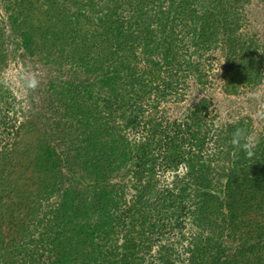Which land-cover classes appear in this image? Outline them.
Segmentation results:
<instances>
[{
	"label": "trees",
	"instance_id": "obj_1",
	"mask_svg": "<svg viewBox=\"0 0 264 264\" xmlns=\"http://www.w3.org/2000/svg\"><path fill=\"white\" fill-rule=\"evenodd\" d=\"M3 1L44 76L0 143V264H264V121L252 162L230 143L251 118L217 124L205 96L166 116L217 49L226 93L261 82L251 0Z\"/></svg>",
	"mask_w": 264,
	"mask_h": 264
},
{
	"label": "rangeland",
	"instance_id": "obj_2",
	"mask_svg": "<svg viewBox=\"0 0 264 264\" xmlns=\"http://www.w3.org/2000/svg\"><path fill=\"white\" fill-rule=\"evenodd\" d=\"M4 1L0 0V40L3 45L1 48L6 54V63L0 70V143L11 142L14 135L7 134L8 127L14 122H18L21 116L30 113L39 108L38 89L34 91H26L20 84L19 73L24 69L33 72L40 81H42L44 73L41 67L37 64H32L29 61L22 63L15 52H13L14 42L16 41L10 33L6 15L3 11ZM243 26L241 30L249 34L256 35L264 40V4L256 0H251L244 6L243 11ZM254 35V36H255ZM2 36V38H1ZM1 43V41H0ZM3 46V47H2ZM223 54L217 49L211 57L204 55L200 59L203 64V70L207 73V82L205 87L200 86L196 82L195 77L189 75L186 79L188 86L182 89L179 102L169 103L173 108L166 114L168 117L183 116L189 104L194 103L201 96H205L211 101V114L216 118L217 124H222L240 117H249L252 120L254 135L257 136L261 131L262 122L254 118V113L260 103H264V75L261 82L255 87H240L236 94L226 93L222 84L221 65ZM212 63V66H209ZM220 69V70H219ZM219 70V71H218ZM218 71V72H217ZM41 86V85H40ZM29 139V135H25ZM164 182H171L173 174L170 171H165L160 174ZM132 194V191L130 190ZM251 218V215L244 217ZM245 222V221H244ZM241 233H246L245 226L241 227Z\"/></svg>",
	"mask_w": 264,
	"mask_h": 264
},
{
	"label": "clouds",
	"instance_id": "obj_3",
	"mask_svg": "<svg viewBox=\"0 0 264 264\" xmlns=\"http://www.w3.org/2000/svg\"><path fill=\"white\" fill-rule=\"evenodd\" d=\"M18 75L20 84L26 91H34L40 87L41 82L33 72L24 69ZM0 83H6V81H0ZM254 118L259 121H264V103L258 105L254 113ZM230 143L235 153L239 154L242 152L246 159L252 162L255 161L253 158L256 153V148L260 143L259 137L242 127H235L232 132Z\"/></svg>",
	"mask_w": 264,
	"mask_h": 264
}]
</instances>
